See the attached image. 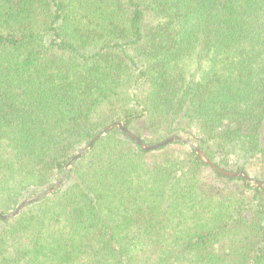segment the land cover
<instances>
[{
  "label": "trees",
  "instance_id": "16d2710c",
  "mask_svg": "<svg viewBox=\"0 0 264 264\" xmlns=\"http://www.w3.org/2000/svg\"><path fill=\"white\" fill-rule=\"evenodd\" d=\"M191 67L193 71H188ZM264 0H0V264H264Z\"/></svg>",
  "mask_w": 264,
  "mask_h": 264
},
{
  "label": "water",
  "instance_id": "95a60500",
  "mask_svg": "<svg viewBox=\"0 0 264 264\" xmlns=\"http://www.w3.org/2000/svg\"><path fill=\"white\" fill-rule=\"evenodd\" d=\"M114 129H120L128 138H130L133 142H135L139 147H141L143 150L145 151H156L158 149H161L167 145L173 144V143H182L184 145H187L189 147H193V149L195 150V152L197 153V155L200 157L201 161L204 162L206 165H208L209 167H211L212 169L216 170L217 172H219L222 176L228 177V178H233V179H238V178H243L245 179L247 182L252 183L257 185L258 187H260L261 189L264 190V182L260 179H255L253 177H251L248 173H246L245 171H230L228 169H225L224 167L219 166L217 163L213 162L212 160H210L205 153L202 151V149H200L198 146H195V144L186 139L184 135H173L170 136L160 142L154 143V144H148L146 142H144L142 139H140L136 134H134L133 132H131L128 128H126L124 126L123 123L121 122H117L114 123L112 125H110L109 127H106L104 129H102L100 132H98L94 138L87 144L85 145L81 151L79 153H77L66 165V169L70 170V168L72 167L73 163L75 161H77L79 158H81L86 152H88L93 146L94 144L106 133L114 130ZM65 178L63 177L60 181H58L57 183H55L53 186L49 187L48 189L44 190L43 192L35 195L32 198L29 199H25L24 201H22L14 210L6 213V214H2L0 212V218L3 220H7L13 217H16L17 215H19L28 205L32 204V203H36L38 201H40L41 199L49 196L50 194H52L57 188H59L62 183L64 182Z\"/></svg>",
  "mask_w": 264,
  "mask_h": 264
},
{
  "label": "rangeland",
  "instance_id": "374dc122",
  "mask_svg": "<svg viewBox=\"0 0 264 264\" xmlns=\"http://www.w3.org/2000/svg\"><path fill=\"white\" fill-rule=\"evenodd\" d=\"M193 69H194V67H193ZM193 69L191 68V67H188V71H193ZM182 135V134H181ZM185 136V135H184Z\"/></svg>",
  "mask_w": 264,
  "mask_h": 264
}]
</instances>
